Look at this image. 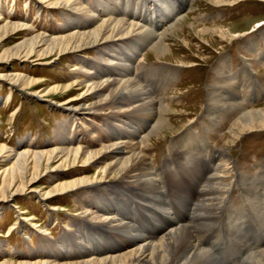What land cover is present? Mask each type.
<instances>
[{
  "label": "rangeland",
  "instance_id": "rangeland-1",
  "mask_svg": "<svg viewBox=\"0 0 264 264\" xmlns=\"http://www.w3.org/2000/svg\"><path fill=\"white\" fill-rule=\"evenodd\" d=\"M73 1L81 4L79 0ZM81 1L89 10L97 13V16L103 17L101 7L95 3L96 0ZM0 2H2L0 4V19L2 18L0 26L9 19L14 23L17 21L27 23L29 26H33L37 33L53 37L64 34L63 26L66 21L63 17L64 14L59 12V9L63 8H58V10L54 8L51 13H46L47 11L44 13L40 12L36 7L37 3L31 0H0ZM138 2H141L140 8L143 11L149 6L153 8L152 0H132L130 5L134 6V3ZM189 8L190 19H195V23L198 25L225 26V30L230 31L231 29L232 33L243 32V34L226 40L214 37L206 43L194 33H188L185 36L189 41L188 48L179 41H169L173 51L182 58L180 63L176 60L165 63L154 60L153 56V59L148 57L153 49L152 46L145 51L143 60L139 61L140 65L130 63L136 74V82L147 86L146 89L148 88V91L156 99L162 98L163 104L173 110L167 117L174 123H179L178 131L166 136L158 143H154V146L142 149V153L150 160L152 169H155L161 194L158 198L148 200L147 197H144L145 195L136 192V189L133 190L136 193L124 196L115 189V191L112 190V186H110L84 194L81 199L82 205H79V208L86 212L91 208L92 213L90 214L96 215L97 211L93 207L100 195L105 193L110 197L112 193L119 194L117 197H120V200L111 202L110 208L115 206L116 211L123 215L124 223L131 226L133 234L146 237L149 241L157 240L173 228L178 221L180 222L178 225H188L190 216L193 218L195 214L196 205H199L205 197L204 188L210 183V177L217 171L219 163L218 160L213 159L218 155L213 156L214 152L226 151L229 155L227 160L232 162V166L224 180L230 182L231 188L227 187L225 195L221 194L223 202L219 206L218 216L210 225L212 227L203 233H195L194 236L198 240L197 244L214 257L215 264H241L250 252L257 253L264 250V215L259 217V213L256 212L259 209L262 211L264 208V129L249 131L233 142L230 141L227 134L234 121L240 116L241 110L264 107V0H230L223 4L197 0ZM146 16L147 19H143L145 27L153 32L160 31L159 21L162 17L157 15L153 21L148 18L150 17L148 13ZM177 17H172V19ZM245 19L253 21L241 23ZM135 21L140 22L139 20ZM236 23L239 25L232 28L231 25ZM5 38V41L0 43V55L7 51H15L14 46L24 37L8 35ZM146 38H150V36L142 37L141 40ZM138 40L134 37L124 42ZM144 41L148 45V41ZM107 49L102 51L104 53L102 56H108L112 46ZM139 53L142 55L141 51ZM87 55L89 59L87 58L88 60L85 62L91 67L94 65L88 62L90 59L103 58L92 52ZM105 57L101 61L104 63L103 72L108 66ZM31 61L27 62L12 57L9 61L0 62V74L22 73L37 81L36 86L28 92L14 91L13 97H10L9 100L6 99L10 90L8 88L9 80L6 78L0 81V145L19 151L24 147L34 149V151L53 149L57 143L62 141L67 130L72 132L74 145L78 143L86 149H92L102 147L101 143L109 144L110 141L106 133V130L109 129L106 125L109 117H96L88 122H80V126L78 123L74 124L69 115L59 113L51 107L53 102L63 103L66 96L56 98L54 101L47 90L68 82L74 76L84 79V71L71 72L73 63L69 64L67 61L62 63L58 61L54 68H45L40 65V62ZM88 73H91L90 76L93 78H97L96 71ZM45 81L47 82L45 83ZM35 91L40 95L39 98L25 96L26 93L31 94ZM211 95L215 98L212 102ZM238 96L245 99L237 98ZM158 103L161 104V102ZM207 103H210V107L207 106ZM139 120V118L134 120L136 128L145 125ZM134 123L131 125L132 127ZM77 137L80 138L77 140L78 142L74 141ZM183 137H187L191 141L182 140ZM27 140L31 142L29 145ZM206 142L208 147L202 148V144H206ZM3 162L2 164H4ZM8 163L9 161L5 162V164ZM1 168L2 165H0V172ZM190 172L192 173L190 174ZM86 174H90V172L87 171ZM174 181L177 182L176 187ZM57 183L55 181L52 184H43V186L53 187ZM39 185L41 184L39 183ZM201 185L203 186L201 187ZM32 195L36 196L32 200L26 199V196L18 195L17 200L10 203L5 211L0 212V263L16 261L60 264L79 262L83 258L90 257L76 253L79 241L88 242L87 238H89L86 236L83 239V235L80 233L81 231L88 232L92 239L93 236L100 237L101 234H98L91 221L76 215L74 212L77 209L75 199L68 201L58 197L51 204L57 210L51 212L50 203H44L37 193ZM253 197H255V201H252ZM258 198L261 202L263 201L262 204L260 200L257 201ZM128 207L129 211L133 212H126ZM23 220H25L23 223L26 224L25 227L21 226ZM159 220L162 224L167 220L168 223H164L163 228H154V224ZM171 221L176 222L172 223ZM87 223H90L91 226L88 227ZM242 223H245L246 226L244 230H242ZM90 229L94 231L91 232ZM112 234L105 232L103 237L110 241L111 238L108 237H112ZM60 247H71L73 249L72 257L61 254Z\"/></svg>",
  "mask_w": 264,
  "mask_h": 264
},
{
  "label": "bare ground",
  "instance_id": "bare-ground-1",
  "mask_svg": "<svg viewBox=\"0 0 264 264\" xmlns=\"http://www.w3.org/2000/svg\"><path fill=\"white\" fill-rule=\"evenodd\" d=\"M31 1L37 3L38 6L36 7L38 10L44 13L45 11H47L46 13H51L54 8H56L55 10L63 8L59 9V12L64 14L63 17L66 21L63 26L64 34L53 37L48 34L37 33L33 26H29L27 23L18 21L14 23L7 19L0 26V43H3L8 35L23 36L24 38L14 46L13 49L15 51L2 53L0 62H6L15 57L27 62L31 60V62H40V65L45 68H54L58 61H61V63L67 61L69 64L72 62L73 68L71 72L84 71L83 75L85 78L74 76V78L64 84L50 87L47 93L52 95L54 101L56 98L66 96L63 103L50 102L51 107L59 111V113L62 112L66 116L69 115L71 121L79 125L82 122L94 120L96 117H109V121L106 122L109 129L106 130V133L110 143L106 145L101 143L102 147L86 149L81 144L77 143L74 145L72 132L67 130L63 139H61L62 141L57 143L53 149L34 151V149H26L27 147H24L19 151L18 149H10L7 146L0 145V165H2L0 172V212L5 211L10 206V203L17 200L18 195L26 196V199L32 200L36 197H33L32 194L37 193L44 200V203H50V206L52 201L54 202L58 197L68 201L75 199L77 209L74 212H76V215L91 221L101 236H93L92 239L88 232L81 231L80 234L83 235V239L86 236L89 238H87L88 242L82 243V240L79 241L76 253L90 257L83 258L79 262H64L60 264H215L211 253L197 244L198 240L194 234L203 233L209 227H212L210 225L218 216L219 206L223 202V195L221 194L225 195L226 189L230 187V182L224 180L232 166V162L227 160L229 155L226 151H215L214 154L212 153L213 156L218 155L213 160H218L219 165L215 174L210 177V183L208 182L209 184L204 188V199L201 198L202 201H199V205H196L193 218L190 216V224L178 225L180 224L178 220V223L171 221L175 223L176 227H170L171 229L157 240L149 241L146 237L133 234L131 226L124 223L125 218L123 215L116 211L115 206L110 208L111 202L117 199L120 200V197H117L119 194L112 193L110 197L105 193L100 195L93 207L97 211L96 215L90 214L92 213L90 211L91 208L87 209L88 213L79 208V205H82L81 199L84 194L110 186H112V190L115 189L124 196L138 192L145 195L144 197H147L148 200L158 198L159 194H161L160 183L156 177L155 169H152V164L147 156L142 153V149L148 146L151 147L154 143H158L166 136L178 131L179 123H174L167 117L173 110L163 104L162 98L160 100L156 99L148 91V88L146 89L147 86H142L136 82V74L130 63L140 65L139 61L143 60L144 53L150 46L153 49H151L148 57L152 58L153 56L154 60L165 63L175 60L180 63L182 58L173 51L169 41H179L188 48L189 41L185 37L188 33H194L200 40L207 43L214 37L226 40L238 34H243V32L232 33L231 29L230 31L228 29L225 30V26L209 27L196 24L195 19H190L189 13L191 12L189 7L197 0H152L154 2L153 8L149 6L146 9L144 8V11L140 8L141 2L134 3V6H131L132 0H96L95 3L101 7L102 18L97 16V13H94L93 10H89L81 0H79L81 4L73 0ZM207 1L223 4L230 0ZM146 13L150 15L148 18L152 20L156 19L157 15L162 17L159 21L160 31L153 32L148 27H145L143 19H147ZM175 16L178 17L172 19ZM127 18H130V20ZM248 21L253 20L245 19L241 23ZM237 25L239 24L236 23L231 26L235 28ZM147 36H150V38L144 40L148 41V45L144 40H141L142 37ZM134 37L139 40L124 42ZM109 46H112V49L108 52L109 55L106 57L102 56L104 54L102 51L108 50ZM140 51L142 55L139 53ZM90 52L106 58L108 66L106 65L104 72V63L101 62L103 58L99 60L90 59L88 62L93 64L94 67H91L90 64L86 65L85 60L89 59L87 54ZM95 71L97 78H93L90 76L91 73H88H94ZM6 78L9 80L8 88L10 89L7 93V100L13 97L14 91L25 93L37 84V81L33 78L26 77L22 73L0 74V81ZM27 95L34 99L40 96L36 91L31 94L26 93L25 96L27 97ZM237 98L243 97L238 96ZM213 99L215 98L211 95V102ZM158 102H161V104ZM210 103H207V106L210 107ZM235 104L237 105V103ZM231 107L234 108V106ZM77 118L79 119L78 121L76 120ZM138 118L140 119L139 121H142V124L147 125L140 126L143 128H136L134 120ZM133 123L134 126L132 127ZM261 129H264V107L250 110L243 109L227 135L230 141L233 142L249 131ZM78 139L80 138L77 137L74 141ZM182 140L191 141L187 137H183ZM27 142L28 145L31 143L28 140ZM207 147V142L202 144V148L206 149ZM3 161H9V163L5 164ZM87 171L90 174H86ZM186 173L188 172L186 171ZM55 181L58 183L53 187L43 186V184H52ZM39 183L41 185L38 186ZM174 184L176 187L177 182L174 181ZM134 189L137 191H133ZM231 190L233 192V189ZM250 197L252 198V196ZM255 197H253L252 201H255ZM106 203H108V206H106ZM260 203L262 204L263 201L261 202L260 200ZM55 210L57 208L51 206L50 211L56 212ZM129 210L130 208L128 207L126 212H133ZM256 212L259 213L260 217V215H264V208L262 211L259 209ZM148 213L150 212L148 211ZM229 219L231 220V218ZM24 222L25 220L21 222L23 227L26 225L23 224ZM73 222L75 223V220ZM87 226L90 227L91 224L87 223ZM105 232L113 233L112 237H108L111 238L110 241L105 240L103 237ZM159 234L161 235V233ZM60 248L62 249L61 254L72 257L73 249L71 247ZM253 252L246 255L241 264H264V250L257 253ZM44 254L47 255L45 252ZM0 264L59 263L4 261Z\"/></svg>",
  "mask_w": 264,
  "mask_h": 264
}]
</instances>
